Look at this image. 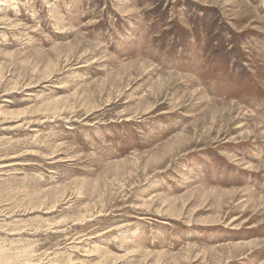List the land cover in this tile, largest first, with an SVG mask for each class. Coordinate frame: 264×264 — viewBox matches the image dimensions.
<instances>
[{"label":"rangeland","instance_id":"1","mask_svg":"<svg viewBox=\"0 0 264 264\" xmlns=\"http://www.w3.org/2000/svg\"><path fill=\"white\" fill-rule=\"evenodd\" d=\"M0 264H264V0H0Z\"/></svg>","mask_w":264,"mask_h":264}]
</instances>
